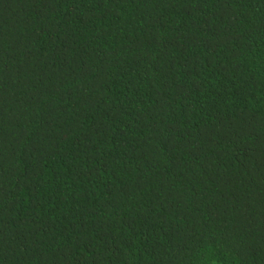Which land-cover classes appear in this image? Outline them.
I'll list each match as a JSON object with an SVG mask.
<instances>
[{
    "label": "trees",
    "instance_id": "1",
    "mask_svg": "<svg viewBox=\"0 0 264 264\" xmlns=\"http://www.w3.org/2000/svg\"><path fill=\"white\" fill-rule=\"evenodd\" d=\"M0 264H264V0H0Z\"/></svg>",
    "mask_w": 264,
    "mask_h": 264
}]
</instances>
